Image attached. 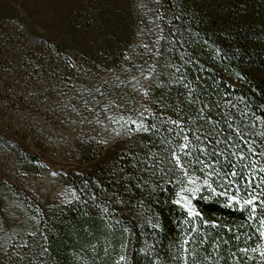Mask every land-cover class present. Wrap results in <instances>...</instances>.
Segmentation results:
<instances>
[{
  "label": "trees",
  "instance_id": "trees-1",
  "mask_svg": "<svg viewBox=\"0 0 264 264\" xmlns=\"http://www.w3.org/2000/svg\"><path fill=\"white\" fill-rule=\"evenodd\" d=\"M66 138L0 264H264V0H0V165Z\"/></svg>",
  "mask_w": 264,
  "mask_h": 264
},
{
  "label": "rangeland",
  "instance_id": "rangeland-1",
  "mask_svg": "<svg viewBox=\"0 0 264 264\" xmlns=\"http://www.w3.org/2000/svg\"><path fill=\"white\" fill-rule=\"evenodd\" d=\"M69 139L66 138L61 149L46 155L32 149L43 166L37 171L27 165L23 168L0 165V238L4 232L14 234L20 222L23 224L20 229H35L38 224L36 214H39L40 208L64 205L73 197L70 188L62 181V175L74 162L68 146ZM178 202L190 214H195L192 198L188 194H180Z\"/></svg>",
  "mask_w": 264,
  "mask_h": 264
},
{
  "label": "snow or ice",
  "instance_id": "snow-or-ice-1",
  "mask_svg": "<svg viewBox=\"0 0 264 264\" xmlns=\"http://www.w3.org/2000/svg\"><path fill=\"white\" fill-rule=\"evenodd\" d=\"M174 156V159H175V162L177 164V166H182V161L181 159L179 158V156L177 154H173ZM230 200H236L237 203H240V201L236 198V197H230L229 198ZM255 200V197H251L250 199L246 200V201H243L244 204H247V205H253V201ZM253 211H255V206L253 205ZM264 223V222H262ZM261 235H264V233H261Z\"/></svg>",
  "mask_w": 264,
  "mask_h": 264
}]
</instances>
